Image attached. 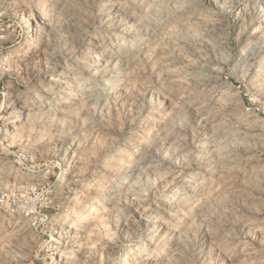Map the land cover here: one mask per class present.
<instances>
[{
    "label": "rangeland",
    "instance_id": "374dc122",
    "mask_svg": "<svg viewBox=\"0 0 264 264\" xmlns=\"http://www.w3.org/2000/svg\"><path fill=\"white\" fill-rule=\"evenodd\" d=\"M0 264H264V0H0Z\"/></svg>",
    "mask_w": 264,
    "mask_h": 264
},
{
    "label": "bare ground",
    "instance_id": "6f19581e",
    "mask_svg": "<svg viewBox=\"0 0 264 264\" xmlns=\"http://www.w3.org/2000/svg\"><path fill=\"white\" fill-rule=\"evenodd\" d=\"M128 253H125L122 257H127ZM64 259V256H60L58 261H62Z\"/></svg>",
    "mask_w": 264,
    "mask_h": 264
}]
</instances>
